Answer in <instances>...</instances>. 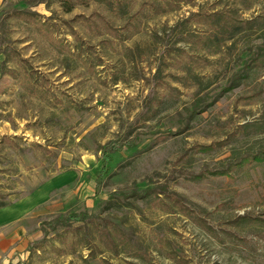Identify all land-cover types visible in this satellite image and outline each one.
<instances>
[{
  "label": "rangeland",
  "instance_id": "1",
  "mask_svg": "<svg viewBox=\"0 0 264 264\" xmlns=\"http://www.w3.org/2000/svg\"><path fill=\"white\" fill-rule=\"evenodd\" d=\"M254 54L264 0H0V264H264Z\"/></svg>",
  "mask_w": 264,
  "mask_h": 264
},
{
  "label": "trees",
  "instance_id": "2",
  "mask_svg": "<svg viewBox=\"0 0 264 264\" xmlns=\"http://www.w3.org/2000/svg\"><path fill=\"white\" fill-rule=\"evenodd\" d=\"M67 10H70V8H67ZM194 15H199L197 12L194 13ZM212 17L215 16V18H220L221 15L219 13V11H216L214 12L212 15ZM232 27H238L239 25H231ZM226 27H222L221 29L222 30H225ZM260 54H254V56H252V64L248 63L246 65H244V67L238 71L236 74H234L231 78V87L229 88H233V87H236V86H239L243 81L249 79L251 77V70L253 69L252 67L254 66H259L261 64L264 63V57L261 58L259 56ZM264 56V54L262 55ZM0 72L2 73L3 72V63L0 64ZM199 84H203L202 81H199ZM204 88V87H203ZM202 89V88H201ZM195 97L197 98L198 97V94L195 95ZM199 101V98L197 99ZM205 109H200V110H193L191 113L192 114V117H196L198 114H200L201 112H203ZM250 124H247V123H242L240 125V128L242 129H245L249 126ZM257 126V125H256ZM259 128V127H257ZM211 145H207V146H204V149H207L210 148ZM103 149V160H104V163L105 162H108V161H111L112 160V155H111V152L113 150H118V145L115 141L113 140H110L108 142H106L105 145H103L101 147ZM236 153V150L234 149L233 151V154ZM238 157V160H237V163L240 164L241 166H245V165H249V164H252L254 162H263L264 161V148L263 149H259L257 152H246L244 155H239L237 156ZM108 170V167H105L104 170H102V175L105 174ZM224 172L223 170H220L219 173H222ZM135 194H137V192H134ZM147 195V193H146ZM5 203H0V206L4 205ZM65 218L67 219H74V220H78V221H81V220H86V215L85 214H76V213H72V214H69L67 215ZM112 242L114 243V253L115 254H119V243L115 241L114 238L110 237ZM91 257H93L95 255V251L94 249H91ZM85 262L87 264H89V260L88 259H85Z\"/></svg>",
  "mask_w": 264,
  "mask_h": 264
},
{
  "label": "crops",
  "instance_id": "3",
  "mask_svg": "<svg viewBox=\"0 0 264 264\" xmlns=\"http://www.w3.org/2000/svg\"><path fill=\"white\" fill-rule=\"evenodd\" d=\"M17 207H11V205L0 206V245L3 241L8 239L10 234V222H13V228L16 227V219H18ZM15 233V230H13Z\"/></svg>",
  "mask_w": 264,
  "mask_h": 264
}]
</instances>
